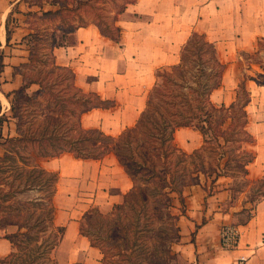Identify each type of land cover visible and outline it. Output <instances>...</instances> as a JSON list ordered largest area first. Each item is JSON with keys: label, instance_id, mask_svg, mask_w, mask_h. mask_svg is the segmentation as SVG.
<instances>
[{"label": "crops", "instance_id": "crops-1", "mask_svg": "<svg viewBox=\"0 0 264 264\" xmlns=\"http://www.w3.org/2000/svg\"><path fill=\"white\" fill-rule=\"evenodd\" d=\"M150 1L138 0L126 8L121 16L134 8L141 19L131 22L129 31L121 29L117 44L102 37L91 23L67 34L54 32L56 65L70 68L75 74V85L83 92L95 93L115 104L110 109L96 108L84 113L80 118L82 128H97L117 137L133 127L145 107L146 93L154 85L156 71L178 63L179 46L185 44L192 32L203 34L214 44L220 61V53L230 56L237 50L252 51L256 40L264 37V0H169L165 1V8L157 2L152 6ZM34 3L37 1L0 0V52L3 54L0 89L6 93L21 84V77L14 74L13 68L28 61V45L23 38L32 31V26L26 14L57 9L44 0L40 5ZM154 31L167 32L156 34ZM254 70L259 69L254 67ZM246 87L250 102L246 106L245 129L253 138L246 149L254 155L247 165V179L255 181L264 177V86L248 82ZM6 93L0 92L2 96ZM233 99L234 95L218 105L211 102L228 106ZM7 125V133L12 136L13 122ZM173 143L183 153L191 154L200 148L202 137L192 128H178L173 133ZM2 152L0 148V156ZM37 164L57 174L52 198L64 212L54 226L63 227L64 231L53 250L56 264H102L100 250L80 234L79 221L92 208L105 213L122 202L131 186L124 168L114 156L80 160L68 153L39 159ZM248 192L251 185L237 192L240 195L237 200L231 199L228 177H219L213 185L201 180L185 188L184 213L177 220L181 236L178 264H235L239 257L245 258L243 264H264V197L251 204L245 200ZM243 209L249 210L250 218L238 224L236 218L247 215ZM55 212L54 207L53 215ZM229 224L235 225L240 235L237 247L227 251L220 247L219 231ZM13 228L0 227V259L12 250L5 235L15 232L16 227Z\"/></svg>", "mask_w": 264, "mask_h": 264}, {"label": "trees", "instance_id": "trees-1", "mask_svg": "<svg viewBox=\"0 0 264 264\" xmlns=\"http://www.w3.org/2000/svg\"><path fill=\"white\" fill-rule=\"evenodd\" d=\"M32 1H37L34 3L36 5L41 2ZM44 1L57 6V9L40 14L29 12L26 15L35 21L59 23L53 28L48 43L43 42L42 34L39 35L33 27L23 38L28 45V61L13 68L14 74L21 77V84L17 89L3 94L9 104L6 113L1 114L0 104V148L3 151L0 156V174L10 170L16 173L14 179L22 177L18 182L22 183L21 189L12 191L8 197L34 189L46 193L44 202L47 203V214H50L46 223L52 233L50 241L42 242L46 244L47 254L58 245L64 228L52 223V197L56 190L57 174L42 169L37 164L39 159L57 157L63 153L80 160H100L108 154L113 155L132 181L136 170L140 169L148 180H161L164 183L160 188V196L165 201L159 204L164 207L169 200L168 193L181 195V188L177 187L178 181L165 168L166 161L176 152L182 161L191 160L189 173L195 174L194 179H191L195 181L188 183V186L199 184V175L203 177L204 183L209 179L211 185L219 177L231 180L239 177L242 188L251 185L248 202L254 204L264 197V177L255 181L247 179V165L252 162L254 155L246 149L253 138L245 129L246 106L250 102L246 84L253 82L264 86V65L259 57L264 48V37L256 40L251 52H245L241 56L247 66L243 68L244 73L237 76L233 101L228 106H217L211 102L210 95L221 86L225 64L218 59L212 42L203 34L192 32L179 51L178 63L156 71L154 85L147 94L145 107L135 125L117 137H111L97 128H82L80 118L84 113L96 108L110 109L115 104L112 100L101 99L95 93L83 92L75 85L74 72L68 67L56 65L53 55L56 45L54 32L58 30L67 34L91 23L102 37L117 44L121 35L119 17L129 5L138 0ZM32 24L30 21L31 26ZM8 38L7 34L6 39ZM190 62L194 64L193 68L189 66ZM254 67L259 70L255 71ZM2 68L3 54L0 52V75ZM192 69L188 79L186 75ZM32 86L36 88L31 90ZM8 120L13 122L12 136L9 133L3 135L2 123ZM178 128L197 131L202 137L200 148L191 154L178 149L173 144V133ZM132 144H138L140 152L137 157L141 163L133 156ZM157 165H161L162 171L156 168ZM165 189L168 192L163 191ZM128 198L142 203L148 200L147 195L138 190L136 195L132 192L124 195L122 202L113 205L112 209L121 210ZM180 203L184 205L182 198ZM96 210L92 208L91 212H97ZM22 211L23 209H19L14 216L0 215L1 228L16 227L14 233L5 235L12 250L7 257L0 259V264L35 262V258L26 260L17 253L22 248L20 244L37 243L41 240L38 230L31 232L34 224L26 228L29 217L26 215L22 218ZM242 212L247 213L248 220L249 210L243 209ZM85 218L87 219V215ZM246 220L238 224H243ZM43 230L44 228L40 229ZM79 231L88 238L92 247L100 250L103 255L102 264H106L105 252L101 246L81 224ZM51 264H56L54 259H51Z\"/></svg>", "mask_w": 264, "mask_h": 264}, {"label": "rangeland", "instance_id": "rangeland-1", "mask_svg": "<svg viewBox=\"0 0 264 264\" xmlns=\"http://www.w3.org/2000/svg\"><path fill=\"white\" fill-rule=\"evenodd\" d=\"M165 1L169 0H151L150 2L152 6H155L157 2L165 8L167 6L165 5ZM135 11L136 9L129 8L126 15L119 17L118 25L123 32L129 31L131 22H136L141 19L138 16V12L136 11L135 13ZM30 21L33 22V30L39 35L42 34L43 42L45 43L50 41V34L53 28L59 23L35 21L33 18ZM161 32L166 33L167 31H154L153 33L160 34ZM181 47L182 45L180 44L179 51ZM248 51L251 52V49L247 51L237 50L230 56L220 53L221 62L225 64L226 69L222 78L221 88L213 92L211 96L213 103L218 105L221 102H227L230 98H233L237 76L239 73L242 75L244 73L243 68L247 66L246 61L241 56ZM259 57L262 65H264V48L261 50ZM189 66L193 68L194 64L190 62ZM192 71L193 69L187 73L186 77L188 79ZM87 81H89V78H87ZM0 92L6 93L3 88L0 89ZM0 103L2 113H6L7 105L1 100ZM8 122L11 121L8 120ZM8 122L4 121L2 123V131L4 134L9 129ZM131 150L133 156H135V160L141 163L137 157V154L140 152L138 144H132ZM108 156L113 155L108 154L103 158ZM152 158L155 160L154 156ZM190 161L189 159L182 161L176 152L172 153L166 161L165 168L178 181L177 187L181 188V195L179 193H168L169 200L164 207L159 205L165 201L160 196L162 191L160 188L164 183L161 180H148L146 175L140 169H137L134 181L130 179L131 186L126 194L132 192L136 195L139 190V192L147 195V202L132 201V199L128 198L127 203L123 205L121 210H114L112 209L113 206L105 213H101L98 210H96L97 212H91V209H88V212L91 213L87 214L88 212H86L82 215L79 222L83 229L90 233L92 238L105 252L106 264H178V249L181 246V236L179 234L180 229L177 220L184 212V205L182 206L180 199H184V190L189 187L187 184L195 181L191 180L194 179L195 174L192 175L189 173L191 171ZM156 168L162 171L161 165H157ZM15 174L14 171L12 172L10 170H6V172L0 174V215H6L5 217L9 215L14 216L18 214L19 209H23L20 216L22 218L26 215L29 217L26 228L34 224L35 226L31 232L38 230V235L41 240L37 243L20 244L22 248L17 253L26 260L35 258L34 264H51V259H54V251L47 254L46 244L42 243L45 240L46 243L50 241L52 234L49 224L46 223L48 215H50L49 213L47 214V203L44 202L46 193L34 189L8 197L12 191H17L22 187V183L18 184L22 177L18 176L14 179ZM199 179L203 180V177L199 175ZM209 181V179L206 180V182ZM10 184L12 187L9 188L8 185ZM241 186L242 180L239 177L231 180V197L234 201L240 197L236 191H242ZM163 191L168 192L167 189ZM250 194L251 192H248L245 195L246 201L249 199ZM52 205H54L56 211L55 215H53L54 219L52 218L54 225L62 217L64 211L54 198H52ZM86 215L87 219L85 218ZM244 219H246L245 214L236 218L239 222L244 221ZM43 228L44 230L40 231ZM13 229H15V226ZM21 231L25 232V229ZM101 256L103 257L102 254Z\"/></svg>", "mask_w": 264, "mask_h": 264}, {"label": "built area", "instance_id": "built-area-1", "mask_svg": "<svg viewBox=\"0 0 264 264\" xmlns=\"http://www.w3.org/2000/svg\"><path fill=\"white\" fill-rule=\"evenodd\" d=\"M240 232L235 225L229 224L223 226L219 231V244L223 250H234L239 241ZM244 257H239L235 264H243Z\"/></svg>", "mask_w": 264, "mask_h": 264}, {"label": "bare ground", "instance_id": "bare-ground-1", "mask_svg": "<svg viewBox=\"0 0 264 264\" xmlns=\"http://www.w3.org/2000/svg\"><path fill=\"white\" fill-rule=\"evenodd\" d=\"M1 31V30H0ZM2 40L1 41H3V38H1ZM0 100L5 104V105H7L8 106V104H7V102H6V100H5V98L0 94Z\"/></svg>", "mask_w": 264, "mask_h": 264}]
</instances>
